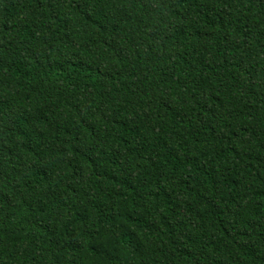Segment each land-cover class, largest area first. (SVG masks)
<instances>
[{
  "label": "trees",
  "instance_id": "obj_1",
  "mask_svg": "<svg viewBox=\"0 0 264 264\" xmlns=\"http://www.w3.org/2000/svg\"><path fill=\"white\" fill-rule=\"evenodd\" d=\"M0 264H264V0H0Z\"/></svg>",
  "mask_w": 264,
  "mask_h": 264
}]
</instances>
